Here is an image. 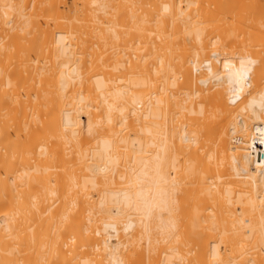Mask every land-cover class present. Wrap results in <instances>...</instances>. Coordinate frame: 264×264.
Returning a JSON list of instances; mask_svg holds the SVG:
<instances>
[{"label":"bare ground","instance_id":"1","mask_svg":"<svg viewBox=\"0 0 264 264\" xmlns=\"http://www.w3.org/2000/svg\"><path fill=\"white\" fill-rule=\"evenodd\" d=\"M0 264H264V0H0Z\"/></svg>","mask_w":264,"mask_h":264}]
</instances>
